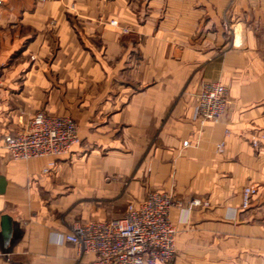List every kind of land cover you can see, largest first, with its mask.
I'll return each mask as SVG.
<instances>
[{"label": "crops", "instance_id": "1", "mask_svg": "<svg viewBox=\"0 0 264 264\" xmlns=\"http://www.w3.org/2000/svg\"><path fill=\"white\" fill-rule=\"evenodd\" d=\"M0 64V138L45 110L73 118L97 154L44 174L49 159L0 151V264L93 260L57 234L75 221L70 183L99 193L108 174L135 180L132 201L174 197L175 264H264V0H2ZM205 82L229 90L218 123L194 118Z\"/></svg>", "mask_w": 264, "mask_h": 264}, {"label": "built area", "instance_id": "2", "mask_svg": "<svg viewBox=\"0 0 264 264\" xmlns=\"http://www.w3.org/2000/svg\"><path fill=\"white\" fill-rule=\"evenodd\" d=\"M111 24L119 26L116 20ZM123 32L129 30L124 28ZM2 74L0 64V87ZM229 102V90L224 84L205 82L198 93L194 118L202 124L218 123ZM258 141H253V147H259ZM80 142L79 127L73 118L43 110L36 113L24 129L1 138L0 151H6L14 161L47 158L49 163L43 173L49 174L58 160L72 154ZM188 145L189 141L184 142V146ZM225 145V141L220 142L218 152L222 153ZM257 192L254 185L243 189V209L250 207ZM175 204L171 194L152 191L144 200L130 202L122 218L77 222L70 231L57 234V238L61 243L73 244L79 257L92 254L94 258L88 264H175L178 229L171 216Z\"/></svg>", "mask_w": 264, "mask_h": 264}, {"label": "rangeland", "instance_id": "3", "mask_svg": "<svg viewBox=\"0 0 264 264\" xmlns=\"http://www.w3.org/2000/svg\"><path fill=\"white\" fill-rule=\"evenodd\" d=\"M94 153L95 148L81 139L80 144L75 147L72 154L65 158L64 162L70 166L72 164L91 163L96 161L94 156L97 154ZM60 161L62 160H58L57 164ZM104 180V188L99 193H82L76 181L70 183V187L66 188L71 200L68 212L74 216V224L83 222L82 214L84 212L88 213L90 220L101 218L108 220L125 216L128 205L132 201L130 195L135 180L114 174L106 175Z\"/></svg>", "mask_w": 264, "mask_h": 264}, {"label": "water", "instance_id": "4", "mask_svg": "<svg viewBox=\"0 0 264 264\" xmlns=\"http://www.w3.org/2000/svg\"><path fill=\"white\" fill-rule=\"evenodd\" d=\"M7 181L5 177L0 176V194H3L6 190ZM1 227H2V234L6 241V243H9L12 232H13V220L10 215H3L2 221H1Z\"/></svg>", "mask_w": 264, "mask_h": 264}]
</instances>
